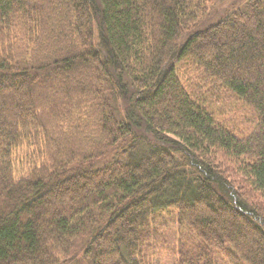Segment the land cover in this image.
Wrapping results in <instances>:
<instances>
[{
  "label": "trees",
  "instance_id": "1",
  "mask_svg": "<svg viewBox=\"0 0 264 264\" xmlns=\"http://www.w3.org/2000/svg\"><path fill=\"white\" fill-rule=\"evenodd\" d=\"M220 1L0 0V264H264L216 161L264 201V0Z\"/></svg>",
  "mask_w": 264,
  "mask_h": 264
},
{
  "label": "rangeland",
  "instance_id": "2",
  "mask_svg": "<svg viewBox=\"0 0 264 264\" xmlns=\"http://www.w3.org/2000/svg\"><path fill=\"white\" fill-rule=\"evenodd\" d=\"M247 0H221L219 3L216 5L212 6L210 9V16L206 18L205 20L202 21V23L196 28V31H202L206 29L209 26L214 25L217 23L220 19L228 15L232 10L235 8H240ZM97 7H99V4H95ZM94 30H95V35L96 36V43L98 44V31H100L98 23L94 24ZM187 39V37H184L182 42H184ZM203 44V43H202ZM205 52H208L211 47H209V44L205 43ZM120 105L121 101H119ZM239 107H242L239 105L237 102H235L229 95H225V97L220 98L218 104L216 105V108L219 110L218 115L226 120V121H231V122H236L235 120L238 117V113H230L228 112L229 108H234L237 110ZM121 108V107H120ZM217 110V112H218ZM27 151V153H26ZM30 153L29 150L25 148H19L15 150L14 152V161H13V172H14V177L17 179H20L24 176H26V171L29 169V165L26 163V157ZM26 154V155H25ZM217 163L220 166V170L223 173V176L226 177L229 182H231L236 189L240 191L244 195L246 199H248L250 202H253L254 204L259 205L263 211H264V201L263 199L259 196V194L251 189L248 186V183L245 181L244 176L240 172H238L237 166L231 162L229 159H227L225 156H218L217 157ZM174 234L177 232L176 230H173L172 233ZM164 259L168 257V254L165 253ZM72 264H87L81 257H78L77 260L72 263Z\"/></svg>",
  "mask_w": 264,
  "mask_h": 264
}]
</instances>
